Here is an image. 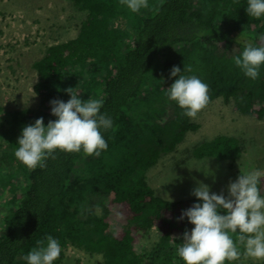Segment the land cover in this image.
<instances>
[{"label":"trees","instance_id":"trees-1","mask_svg":"<svg viewBox=\"0 0 264 264\" xmlns=\"http://www.w3.org/2000/svg\"><path fill=\"white\" fill-rule=\"evenodd\" d=\"M71 2L84 12L71 11L77 35L53 43L33 64L39 107L6 117L0 111V120L15 131L9 147L0 150V264H26L23 257L47 235L61 245L55 264H74L70 258L63 262L69 247L101 254L103 261L93 264H147L143 242L156 228L161 264H183L175 247L193 226L180 217L198 201H168L147 177L163 154L201 126L167 99L164 89L175 79L169 73L173 66L185 68L184 75L208 85L210 102L202 111L223 99L264 122V67L252 81L232 62L245 44L264 43L258 40L264 18L247 16L246 0H147V7L135 13L121 0ZM55 18L49 23L57 26L60 16ZM69 87L81 89V99L103 100L101 111L115 126L104 133L107 150L98 157L56 151L43 168H26L14 155L22 127L40 117L45 124L54 120L49 102L67 101ZM244 147L234 136H220L191 154L228 161L234 169ZM259 186L264 194V176ZM240 259L243 255L233 264Z\"/></svg>","mask_w":264,"mask_h":264},{"label":"clouds","instance_id":"clouds-1","mask_svg":"<svg viewBox=\"0 0 264 264\" xmlns=\"http://www.w3.org/2000/svg\"><path fill=\"white\" fill-rule=\"evenodd\" d=\"M121 3L133 13L147 7V0H121ZM244 10L249 17L264 18V0H246ZM28 11L33 10L28 8ZM71 21L73 26L77 24ZM258 40L264 42V34H260ZM232 62L246 78L255 81L264 67V43L245 44L239 55L232 57ZM184 72L185 68L181 71L173 66L169 77L175 79L164 91L183 116L195 119L210 102L209 88L198 76L184 75ZM64 91L69 96L67 101L49 102L54 120L45 124L42 117L37 118L34 123L24 125L17 137L15 159L28 169L43 168L45 160L56 151L83 152L98 157L108 148L104 133L114 131L115 126L112 116L101 111L103 100L91 96L81 99L78 87ZM262 175L264 170L261 169L240 172L236 180L228 184L227 196L212 192L203 182H196L192 195L198 202L183 210L180 217L186 218L193 227L190 232L184 231L182 242L175 247V255L183 264H233L241 255L264 261V194L259 186ZM3 196L6 198L7 193ZM233 234H236L235 239ZM150 237L143 242L144 260L147 264H161L157 228L151 231ZM61 251L58 239L47 235L44 240H38L23 259L26 264H55Z\"/></svg>","mask_w":264,"mask_h":264},{"label":"rangeland","instance_id":"rangeland-1","mask_svg":"<svg viewBox=\"0 0 264 264\" xmlns=\"http://www.w3.org/2000/svg\"><path fill=\"white\" fill-rule=\"evenodd\" d=\"M71 1L0 0L1 117L24 108L39 107L40 101L33 89L37 80L33 64L42 58L50 45L67 41L77 34L78 26H73L71 11L82 14L72 8ZM28 8L34 11L30 13ZM27 12L29 14L25 16ZM21 14L24 19H21ZM57 15L60 16V23L57 26L49 23ZM37 20L39 24L35 23ZM71 24V29L66 28V25ZM255 118L256 116L252 118L251 114L245 116L238 111L233 102L225 103L223 99L214 101L208 110L194 119L201 125L200 128L188 133L176 150L163 154L157 164L148 170L147 177L151 187L156 194L171 202L196 199L192 190L197 181L207 184L212 192L227 196L228 184L235 181L240 172L264 170V122ZM9 123L0 120V150L9 147V139L15 133ZM220 136H234L245 145L246 150L235 163L234 169L228 167L230 162L218 161L212 157L198 159L191 154L194 147ZM108 218L112 219V214ZM152 233L153 236L156 235L155 231ZM70 248L66 250L68 259L64 257V263L69 262V258L74 264H78V259H82L81 264L103 261V256L99 253L90 256ZM245 263L264 264V261L249 258Z\"/></svg>","mask_w":264,"mask_h":264},{"label":"crops","instance_id":"crops-1","mask_svg":"<svg viewBox=\"0 0 264 264\" xmlns=\"http://www.w3.org/2000/svg\"><path fill=\"white\" fill-rule=\"evenodd\" d=\"M248 259H249V257H245V258H243V259L241 260V264H246L245 261L248 260Z\"/></svg>","mask_w":264,"mask_h":264},{"label":"bare ground","instance_id":"bare-ground-1","mask_svg":"<svg viewBox=\"0 0 264 264\" xmlns=\"http://www.w3.org/2000/svg\"><path fill=\"white\" fill-rule=\"evenodd\" d=\"M35 88V87H34ZM141 97V96H140ZM137 99V98H136ZM156 114V113H155ZM157 115V114H156ZM156 117V116H155ZM164 122V120H163ZM160 125V124H159ZM163 128V127H162ZM139 133V132H138ZM196 149V148H195ZM116 152V150H114ZM166 153V152H165ZM118 154V153H117ZM93 158V157H92ZM95 164V163H94ZM163 198V197H162ZM171 259V258H170Z\"/></svg>","mask_w":264,"mask_h":264}]
</instances>
